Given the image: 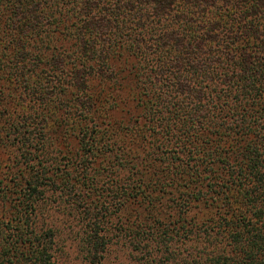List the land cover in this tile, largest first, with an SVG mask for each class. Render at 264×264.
I'll list each match as a JSON object with an SVG mask.
<instances>
[{"label": "trees", "instance_id": "obj_1", "mask_svg": "<svg viewBox=\"0 0 264 264\" xmlns=\"http://www.w3.org/2000/svg\"><path fill=\"white\" fill-rule=\"evenodd\" d=\"M264 264V0H0V264Z\"/></svg>", "mask_w": 264, "mask_h": 264}, {"label": "rangeland", "instance_id": "obj_2", "mask_svg": "<svg viewBox=\"0 0 264 264\" xmlns=\"http://www.w3.org/2000/svg\"><path fill=\"white\" fill-rule=\"evenodd\" d=\"M69 256L71 257L70 258V262L68 264H78L76 263L77 261L74 260V257H75V252L73 249L70 250L69 252Z\"/></svg>", "mask_w": 264, "mask_h": 264}]
</instances>
